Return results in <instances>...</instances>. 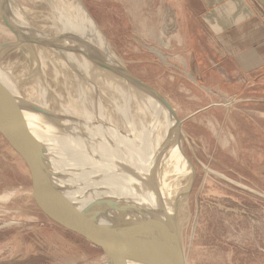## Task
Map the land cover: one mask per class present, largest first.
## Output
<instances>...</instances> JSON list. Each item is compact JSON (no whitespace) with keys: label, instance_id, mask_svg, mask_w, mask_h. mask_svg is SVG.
I'll list each match as a JSON object with an SVG mask.
<instances>
[{"label":"rangeland","instance_id":"rangeland-1","mask_svg":"<svg viewBox=\"0 0 264 264\" xmlns=\"http://www.w3.org/2000/svg\"><path fill=\"white\" fill-rule=\"evenodd\" d=\"M80 1L121 67L159 92L181 123V145L194 168L178 214L186 264H264V107L226 101L192 75L175 36L174 13L162 0ZM15 4L35 29L50 25L53 0ZM2 15L0 76L17 82L20 100L43 104L44 91L60 133L79 143L112 140L140 150L129 136L146 119L131 84L92 69L80 53L67 51L70 66L50 48L26 47L17 37L19 23ZM107 262L98 248L45 213L28 167L0 135V264Z\"/></svg>","mask_w":264,"mask_h":264},{"label":"bare ground","instance_id":"bare-ground-1","mask_svg":"<svg viewBox=\"0 0 264 264\" xmlns=\"http://www.w3.org/2000/svg\"><path fill=\"white\" fill-rule=\"evenodd\" d=\"M15 1L0 0V12L9 22L19 23L21 32L17 37L26 47L33 43L43 45L62 55L72 66L73 63L67 54L70 50H67V47L85 46L88 52L98 54L107 63L112 62L121 67L119 60L110 51L101 30L79 0H67L62 4L53 0L55 5L50 13L51 23L49 26L41 25L40 29H35L29 23ZM83 58L86 59L84 56ZM162 60L164 61L165 57H162ZM92 69H98V66L93 64ZM2 72L6 75L5 71ZM0 85L18 100L22 114L32 124V133L42 142L52 145L50 148L54 150L51 155L60 154L67 158V166L74 171L70 180L82 183V190L90 196L115 198L120 204H131L168 224L171 218L181 212L194 178V168L183 152L171 114L155 97L141 89L133 88L139 100V103L136 102L137 110L146 119L134 127L129 136L132 147L139 143L138 151L135 148L130 150L127 146H115L112 140L101 142L99 146L89 143V140L79 143L56 130V116L47 110L50 103H47L44 91L39 95L40 100H43V104H40L33 99L20 100L14 89L17 82L7 83L0 76ZM50 160L54 169H58L57 160L52 156ZM150 183H156V188L149 187ZM128 264L156 262L145 254L137 253L129 259Z\"/></svg>","mask_w":264,"mask_h":264},{"label":"water","instance_id":"water-1","mask_svg":"<svg viewBox=\"0 0 264 264\" xmlns=\"http://www.w3.org/2000/svg\"><path fill=\"white\" fill-rule=\"evenodd\" d=\"M67 50L83 54L99 68L155 97L171 114L181 143V123L159 92L122 67L88 52L85 46H68ZM0 135L28 167L34 191L45 213L58 225L99 248L109 264H128L137 253L153 258L156 264H186L178 215L168 224L131 204H120L115 198L92 197L83 191L82 183L70 180L74 171L67 166V158L51 155L54 150L50 148L51 144L47 145L32 133V124L22 114L18 100L1 85ZM50 156L57 160L60 169H54ZM155 185L150 183L148 186L155 189Z\"/></svg>","mask_w":264,"mask_h":264},{"label":"crops","instance_id":"crops-1","mask_svg":"<svg viewBox=\"0 0 264 264\" xmlns=\"http://www.w3.org/2000/svg\"><path fill=\"white\" fill-rule=\"evenodd\" d=\"M162 1L192 75L226 101L264 107V0Z\"/></svg>","mask_w":264,"mask_h":264},{"label":"trees","instance_id":"trees-1","mask_svg":"<svg viewBox=\"0 0 264 264\" xmlns=\"http://www.w3.org/2000/svg\"><path fill=\"white\" fill-rule=\"evenodd\" d=\"M64 228V227H63ZM65 229V228H64ZM65 230H67V231H69V232H72V233H74V234H76L75 232H73V231H71V230H68V229H65ZM77 236H79L80 238H82L83 240H85L86 241V239L84 238V237H82V236H80V235H78V234H76ZM88 242V241H87ZM97 248V247H96ZM98 250L100 251V252H102L99 248H98Z\"/></svg>","mask_w":264,"mask_h":264},{"label":"built area","instance_id":"built-area-1","mask_svg":"<svg viewBox=\"0 0 264 264\" xmlns=\"http://www.w3.org/2000/svg\"><path fill=\"white\" fill-rule=\"evenodd\" d=\"M229 101H231V100H229Z\"/></svg>","mask_w":264,"mask_h":264}]
</instances>
